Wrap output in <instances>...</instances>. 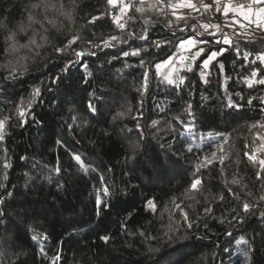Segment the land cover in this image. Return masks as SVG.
<instances>
[{
    "label": "trees",
    "instance_id": "obj_1",
    "mask_svg": "<svg viewBox=\"0 0 264 264\" xmlns=\"http://www.w3.org/2000/svg\"><path fill=\"white\" fill-rule=\"evenodd\" d=\"M171 1L0 0V264H264V31L251 25L246 40L214 8L177 21ZM204 23L239 54L203 68L227 47ZM13 31L36 45L9 71ZM186 38L212 43L169 83L156 66Z\"/></svg>",
    "mask_w": 264,
    "mask_h": 264
},
{
    "label": "snow or ice",
    "instance_id": "obj_2",
    "mask_svg": "<svg viewBox=\"0 0 264 264\" xmlns=\"http://www.w3.org/2000/svg\"><path fill=\"white\" fill-rule=\"evenodd\" d=\"M109 4L115 5V3L117 2V0H108ZM144 0H141V4L143 5ZM158 2H161V0H158ZM252 4H264V0H251V2L249 4H233L232 0H227V2H222V0H212V3H204L203 0H200V3H194L193 0H176V3H169L167 6L169 8H171L173 10L172 14L176 17V20L179 21L181 19H185L184 16L182 15H178L177 14V9H184V8H188V9H192L195 11H200L201 8L204 9L205 12L211 11L213 8L215 9V11L217 13H221L222 16L224 17V24L223 27H228V28H233L234 25H239V28L242 29V32H238L237 35L243 37L244 39H250L251 35H252V30L250 28L251 25H255L256 28L261 29V31H264V7L259 8L258 10H256V13L253 14L252 11ZM34 8H38L40 7V4H34L33 5ZM45 8H55L56 4L54 3H47L44 5ZM63 6L61 5V8ZM127 7V6H126ZM144 9L143 7H137L136 11L137 12H142ZM160 11H162L163 9H159ZM230 13H231V17H230ZM30 22L35 23L36 21L34 20L33 16L31 15V13H29V17H28ZM96 19H98V17H94L91 22H94ZM115 22L117 24V26L123 30L125 25L120 23L119 19L114 18ZM51 22V21H49ZM246 22V23H245ZM145 24H148L149 21L145 20L144 21ZM169 26H171V22L169 23ZM0 27H6V25H3L2 23H0ZM201 28L204 29L205 33H208V35L210 36H217L218 34L220 35L219 39H215L214 43L217 45H226L227 47H220L217 50H209V53L207 55V58L203 60V64L202 67L207 69L209 64L218 56H222L226 51H228V48H232V47H236L237 49V54H239V49L238 46H236L233 42V39L230 37L229 33L223 32V27L220 24H201L200 25ZM213 29L214 31L209 32V29ZM185 29L181 28L180 31H184ZM193 30H196V26H193ZM18 32H22L27 34V27L24 26L23 24L18 26L17 29ZM233 31H235V29L233 28ZM16 35L17 32L13 31L10 32L7 39L8 41H10V51L11 52H17L19 51L20 48H25V47H29V45H36V41L34 38H30L29 39V44H24V45H20L18 44L17 40H16ZM202 35V34H201ZM141 39H144L145 37H140ZM111 40H115V41H119L120 38L117 36H113L111 37ZM76 42V38H73V40L69 41V43H75ZM200 43H212V41H208V40H203V41H198L194 38H186V39H182L180 41V43L177 45L178 48L180 49H184L186 51H191L192 48H196L198 46V44ZM104 46L105 47H109L112 46L110 44V41H105L104 42ZM157 47H159V45H157ZM57 51H60V49H57ZM205 49L204 48H198V50L194 53V55L190 56V57H184L181 56L180 59L183 60H188V59H196L197 57H199L200 55H202L204 53ZM84 53L83 52H77L76 56L77 57H81ZM125 56L128 55H139V50H134L133 52L129 53V52H125L123 53ZM245 59L248 58V54L245 55L244 57ZM257 60H259V62L261 64H264V53H259L257 55ZM171 61H166L165 63H170ZM85 68H87V65H84ZM157 69L159 70V68L161 67V65H157L156 66ZM221 67H223V65H221ZM191 69L189 68V71ZM169 75H171V73H169ZM253 75H257V73H253ZM167 78V77H166ZM169 83H173V81L171 79L168 80ZM180 82L183 83V79H180ZM256 83L259 84H264V79L262 80H258L255 81ZM253 81H249L248 82V86L251 87L252 86ZM36 95L39 94V90H36ZM249 103H251V101H249ZM231 108H235L236 105L229 103L228 105ZM89 108L92 111H95V108L93 107V105L91 104V102L89 103ZM120 115H123V113H121ZM20 116H21V124L23 125L24 123H26V119H24L25 117V113L24 111H20ZM153 123L155 124L156 122L153 121ZM264 126V125H262ZM255 127V125H254ZM3 130H4V122L0 121V141H2L4 139L3 137ZM191 150V149H189ZM221 150L222 147H221ZM246 155H248L246 153ZM212 158L215 159L216 158V153L212 154ZM249 160H252L255 162V157L253 155H248ZM74 159L76 160V162L80 165V167L82 169H84L85 171H87V168L84 164V162L82 161L81 157L79 155H74ZM206 160H208V158H205ZM224 157H220V162L223 163ZM209 163L211 161H208ZM259 165H260V170L261 172H264V159L259 160ZM4 167H10V165H8L7 163H5ZM57 171H59V169H57ZM257 178H259V173L257 174ZM238 181H233V183H237ZM201 184V180L199 178L195 179L192 184H191V189L192 190H197V186ZM104 194L108 195V189L104 188ZM261 199H264V196L261 197ZM0 203H3V201H0ZM102 203V201L98 198L97 199V206L99 207V205ZM149 206L153 208V210L155 211V205L152 201L148 202ZM177 207H179V205H177ZM244 210L247 212L249 210V205L248 204H244ZM4 213L2 211H0V216H3ZM264 215V214H262ZM184 217L185 219H187V214L184 213ZM2 222V221H0ZM189 227H191V225H189ZM33 239H36V236L32 237ZM102 240H104L105 243L108 242V237L104 236L101 237ZM239 243H247L246 241H240ZM43 251V250H42Z\"/></svg>",
    "mask_w": 264,
    "mask_h": 264
},
{
    "label": "rangeland",
    "instance_id": "obj_3",
    "mask_svg": "<svg viewBox=\"0 0 264 264\" xmlns=\"http://www.w3.org/2000/svg\"><path fill=\"white\" fill-rule=\"evenodd\" d=\"M225 2H227V0H225ZM171 3H176V0H172ZM122 5L121 0H117V2L115 3V5ZM264 7V4H255L253 11V14L256 13V10H258L259 8ZM170 10L173 12V10L170 8ZM177 14L179 15H187L190 14V16L198 18L199 17V11H195L192 9H188V8H184V9H177ZM231 17V16H230ZM246 23V22H245ZM230 33L228 30H226V33ZM24 38H22L21 36H16V40L18 42V44L20 45H24L22 43ZM201 44H198V46L196 48H192L191 51H186L184 49H178L177 50V54L178 56L171 58L168 61H171L170 63H162L160 64L161 67L159 68L160 74L163 76V78L168 81L169 79H171L172 81H174V78L180 73V70L185 67V66H189L192 64V62L195 60L192 59H188V60H181L180 57L184 56V57H190L192 55H194V53L197 51V48L200 47ZM24 48H20L19 51L17 52H11L9 53L8 56V63H7V67L9 71L12 70H18V69H22L23 67H25L24 61L23 59V50ZM169 73H171V75H169ZM167 77V78H166Z\"/></svg>",
    "mask_w": 264,
    "mask_h": 264
},
{
    "label": "built area",
    "instance_id": "obj_4",
    "mask_svg": "<svg viewBox=\"0 0 264 264\" xmlns=\"http://www.w3.org/2000/svg\"><path fill=\"white\" fill-rule=\"evenodd\" d=\"M250 2H251V0H232L233 4H249ZM254 6H255V4H252V8ZM229 35H230V33H229Z\"/></svg>",
    "mask_w": 264,
    "mask_h": 264
}]
</instances>
